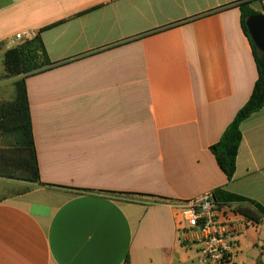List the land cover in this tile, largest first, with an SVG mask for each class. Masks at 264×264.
I'll use <instances>...</instances> for the list:
<instances>
[{"label":"crops","instance_id":"obj_1","mask_svg":"<svg viewBox=\"0 0 264 264\" xmlns=\"http://www.w3.org/2000/svg\"><path fill=\"white\" fill-rule=\"evenodd\" d=\"M243 4L264 14V0H0V77L18 34L40 33L52 63L26 79L41 184L0 191V264H201L177 206L206 193L257 213L229 220L234 264H262L264 108L241 124L232 181L210 150L258 79ZM18 79H0L2 101Z\"/></svg>","mask_w":264,"mask_h":264},{"label":"trees","instance_id":"obj_2","mask_svg":"<svg viewBox=\"0 0 264 264\" xmlns=\"http://www.w3.org/2000/svg\"><path fill=\"white\" fill-rule=\"evenodd\" d=\"M241 12L243 30L250 38L247 21L259 14L247 4L241 5ZM251 45L258 79L247 103L238 111L220 140L210 148L228 181L234 179L237 170V157L243 140L241 124L264 108V54L258 51L252 40ZM3 65L1 80L19 79L14 83L15 97L12 101L4 102L0 96V177L41 184L26 87L29 76L52 65L40 33L9 49L4 55ZM241 213L250 220L259 219L252 210L242 209Z\"/></svg>","mask_w":264,"mask_h":264},{"label":"built area","instance_id":"obj_3","mask_svg":"<svg viewBox=\"0 0 264 264\" xmlns=\"http://www.w3.org/2000/svg\"><path fill=\"white\" fill-rule=\"evenodd\" d=\"M25 38L18 34L11 42L19 45L18 42ZM177 207L181 217L179 234L190 246L197 248L201 264H234L241 232L238 223L229 220V215L241 217L240 223L244 227L254 226V222L234 207L218 205L210 193L182 202ZM222 216L228 218L226 222L220 220ZM259 250L264 264V242Z\"/></svg>","mask_w":264,"mask_h":264},{"label":"water","instance_id":"obj_4","mask_svg":"<svg viewBox=\"0 0 264 264\" xmlns=\"http://www.w3.org/2000/svg\"><path fill=\"white\" fill-rule=\"evenodd\" d=\"M247 27L252 42L258 51L264 54V14L250 17Z\"/></svg>","mask_w":264,"mask_h":264},{"label":"rangeland","instance_id":"obj_5","mask_svg":"<svg viewBox=\"0 0 264 264\" xmlns=\"http://www.w3.org/2000/svg\"><path fill=\"white\" fill-rule=\"evenodd\" d=\"M16 182H22V181L0 177L1 194L3 195L4 193L16 192V191L20 192L21 190H24L25 188L29 187L28 184H16Z\"/></svg>","mask_w":264,"mask_h":264}]
</instances>
